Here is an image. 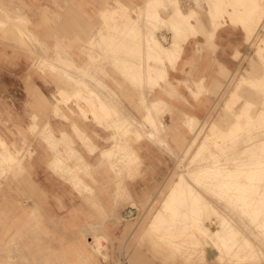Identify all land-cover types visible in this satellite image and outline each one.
<instances>
[{
  "label": "crops",
  "instance_id": "crops-1",
  "mask_svg": "<svg viewBox=\"0 0 264 264\" xmlns=\"http://www.w3.org/2000/svg\"><path fill=\"white\" fill-rule=\"evenodd\" d=\"M120 1L125 5H134L135 8L132 7V9L137 10V6L142 5L145 0ZM176 1L184 13H191V10H193L194 14L196 13L194 0ZM15 2L21 5L20 11L25 16L24 20L26 22L24 24L34 25L33 31L37 29V32H34L36 36L33 42L25 40L21 48L14 41L0 43V107L2 109H13L15 106L29 109L32 101L30 97L32 96H36L38 100L42 98L49 100V96L54 94L58 102L59 93H71L70 95L72 96L79 93L83 98H89L90 93L97 94L100 92L97 95L105 97L103 95L109 94L114 99V102L112 99V102L108 99V102L111 105L113 104V107L110 104L106 105V108L104 107L106 112L112 115L107 121L101 117L104 113H101V107L95 101V97L90 96L96 106V109L94 108L95 111H98L97 113L100 112V118H94L90 107H86L85 102L80 101V108L82 107L88 112L85 119L80 117L78 109L72 103L70 107L77 117L73 118L74 116H70V121H68L69 113H64L66 119L59 117L58 113L55 117H52L50 113L51 117L42 121V123L40 122V125L51 127L54 131L53 138L55 140L59 141L62 135H66L74 143L75 150L83 160V167L77 172V175L87 186L89 185L88 187L91 190L97 189L102 192L100 199L97 201V208H95L93 202L89 201L91 196L84 194L81 189L75 188L71 183L64 180L60 173L58 174L51 169L49 165L52 161L51 152L49 150L43 151L46 146L42 143L43 140L39 139L38 141L41 145L38 149L39 155L34 160L35 164L24 168L26 171L24 172L23 184L33 191L29 190L30 192L27 193L26 189H24V199L27 200L28 210L23 208L18 210V213H8L4 218L0 216V222L6 223V237H8L9 241L16 237L23 238L22 242H17L18 246L22 248L23 262L20 263L17 259L9 264H31L32 261L40 262L39 264H62V254L68 252L67 249H71L72 254H75L84 248V240H87V243L91 245L89 229L94 228L95 225L108 228L110 231H120L121 228L123 231L125 223L116 225L110 217V210L108 209H110V205L115 204L112 201V196L119 188L121 194L122 189L125 192L122 195V199H125L124 205L126 207L131 202L135 205L142 203L171 172L174 166V156L170 154L169 149L173 151L174 145L167 134L162 135L165 139L162 138V140L158 141L156 136L150 138L146 133H140V135L130 134L122 137V132H120L119 136H116L113 129L104 127L111 124L114 120L115 112L119 113L118 115H122V109L119 108V106H122V95H126V98L128 97L124 102V108L134 121H142L145 117V112L140 109L136 95L147 93V89H149L147 82H144L148 72L145 67H155L153 62L144 56L146 55L144 53L145 40L142 42L144 43L142 44L144 50L141 53V55L143 54L141 57L144 56L141 60L144 64L142 65V71L138 69V75L135 70L125 65L129 60L128 56L124 58L123 55H120L109 58L104 55L96 62L97 64L95 63L98 66L102 62H109L105 72L103 74L97 73L96 77H94L96 81L99 79L98 82L95 84V80H90L91 76L95 75L90 73L86 76L87 82L84 77L85 85L81 87L75 85V79L82 77L81 74H78L80 73L78 71L79 68L83 67L86 61L88 63L94 56V51L97 50L92 49L91 45H94L98 31L101 30V34L104 36L102 37L103 41H107V36L111 34H106L103 30L109 29L112 31L111 28L116 29L115 25H104L103 18L100 16L101 13L111 11L115 7L114 0H15ZM160 15L163 19L167 18L161 11ZM191 24L197 25L194 20ZM202 25L207 24L202 22ZM118 26L121 28V25ZM162 36L166 38L168 36L169 38L170 35L163 31ZM100 39L97 38V40ZM232 41L233 38L231 43ZM204 42L205 40L200 35L189 38L174 66L171 67L167 62L164 64L167 80H170L174 86L176 82H181L182 84L181 87H177L178 93L182 94L184 100L181 105L183 121L186 118L195 117L197 121L206 118L208 111L212 107L211 103L218 102L221 93L227 87L226 83H228L229 78L233 77L232 74H234L237 66V60L234 59L232 51L225 54H213L208 52V50L201 52L199 46L204 45ZM136 44L137 41L122 45V40H120L118 46L122 50V46H135ZM149 57L152 58V55ZM36 58H42L54 63L56 65L54 73L48 74L46 71L43 73L33 67V62ZM61 60L63 64L60 65L59 62ZM121 63L123 64L122 66ZM31 67L34 69H31ZM122 67H124V72ZM102 75H104V79L101 81ZM151 75L154 77L153 73ZM51 77L54 78L53 85L49 84V81H42V79L46 80ZM134 77L142 78L139 82L144 85L139 84L138 81H124V78L129 80ZM64 79L70 81V86H66ZM102 82L106 87L101 86L103 85L101 84ZM212 84L215 85L212 86ZM158 86V88H154L155 94L160 93L159 88L164 86L162 91L165 94L170 93V90L163 82L159 81ZM209 86L213 87V90ZM198 92H204L205 94H200L196 99L194 95L196 96ZM162 99L166 105L172 104L171 99L168 97L163 96ZM54 107L59 110L57 105ZM61 107L62 110L66 109L65 106ZM116 108H119L120 111ZM48 109L50 108L48 107ZM114 109L115 112H113ZM30 115L28 118H24L23 126L25 130H27V125L31 126ZM171 120V114L165 113L162 115L160 122L167 127L171 124ZM74 127L78 130L80 138L75 136ZM27 139L29 142L37 140L30 134ZM117 148H123L125 155L129 158L132 155L134 160L129 163L124 160V162L121 161V164L118 158H108L106 156V152L112 149L115 151ZM57 150L62 153V148L58 147ZM90 150H94V152L91 153ZM62 158L66 159L63 156ZM116 164H118L117 167ZM68 165L73 167L71 162H68ZM91 175L99 185L96 186L94 185L95 183L90 182L89 177ZM9 203L11 205L20 204L19 202L17 203L16 197L9 198ZM119 204L122 205L121 200ZM30 211L34 212L30 214ZM90 224L92 225L91 227ZM18 246L13 245V250L16 251V248H18L17 251H19ZM8 252L10 253L12 250L10 249ZM216 256L217 252L215 249L211 247L205 248L204 259L207 264H216ZM25 258L30 263H25ZM13 259L15 260V258ZM66 261L67 264L78 263L73 261L72 258Z\"/></svg>",
  "mask_w": 264,
  "mask_h": 264
},
{
  "label": "rangeland",
  "instance_id": "rangeland-1",
  "mask_svg": "<svg viewBox=\"0 0 264 264\" xmlns=\"http://www.w3.org/2000/svg\"><path fill=\"white\" fill-rule=\"evenodd\" d=\"M248 1H249V3H251L252 0H210V3H208V5H207V3L204 0H194V6L196 8L195 9L196 14L194 16L197 17L196 18L197 19L196 20L197 25H195V30L198 28L196 30V31H198L197 35H200L205 40V42L208 45H210V46H207V44L204 42V45L199 46L200 51L202 52V51L208 50V52H211L213 54H215V53L225 54L227 52L232 51L234 54V59L237 60V66H236V69L234 71L235 74L233 75L232 78H229V80H228L229 84H230V82H231V84L230 85L227 84V87L221 93V95L218 99V102L211 103L212 107L208 111L206 118L204 120L197 121V125L200 126L199 132L201 135L200 134L198 135L200 137H199V139H198V137L196 138V139H198V141L196 140V142L202 143V144H200V146L202 145V148H201L202 153H205L207 155L210 154V155L216 156L218 162L221 161V163H223L226 161L228 167L230 166L229 165L230 163H235L237 161L235 163L236 164V168H235L236 170H238V168L240 169V167H238L239 165H241L239 162L240 161L239 156L244 151L242 141L245 139L246 133L252 132L253 128L251 126H248V125H246V126L243 125L242 132L240 134H238L239 136L242 134V136H240V137L234 136L235 139L232 136L231 137L232 139H229L228 141L231 144L234 141V143H236V144L233 143L234 145H229V147L227 146L225 149L218 147L216 145V143L219 144V142L223 141V139H222L223 137L221 136V134H223L225 132V130H227V127L229 126V124L234 121V118H235L234 115L238 114L240 112V109L245 107L247 104L249 105V107L253 106V107H250L251 110H253L255 108L254 110H256V111L253 110L255 112L254 113L253 111L250 110V113L253 112L252 117H254V115L258 114L257 110L260 111V109L262 110L264 107L263 106L264 105V90H263L264 89V87H263L264 86V80H263L264 74L262 73V72H264V65H261V64H264V58H263L264 54L262 53V54L258 55L255 53L256 52L255 49H257V41L259 38L262 37V35L264 33V29H260L258 31L256 37L253 40L250 37L247 38V36H246L247 30H249V28L251 26H252V28L249 31H251V30L253 31L255 29L256 22H257V20H259V15L261 16L262 7H264V5H262L257 10H255L251 15H249L248 19H247L248 22H247L246 19L243 21L242 18L245 16V13H243V10L247 9L246 7L249 5ZM2 3L4 5V7H3L4 9H6L7 7L9 8L10 6H13V7L18 6L15 8H17L21 14H20V16H16L15 20L12 22H14L16 24L17 23L23 24V22H25L24 18H21V16H23L22 11H20L21 5L17 4L15 2V0H0V4H2ZM245 3H246V5H245ZM196 5L200 8L198 9V7ZM132 7H134V5L133 6L129 5L130 10L132 9ZM170 9H171V7H168L167 9H165L163 11L161 10V13L164 16L165 15L167 16L168 12L172 10V9L171 10ZM237 10H241V12H238ZM0 14H1L0 19L2 20L4 18V20H5V21L2 20V22H4V23H2L0 21V43H4L7 41H12V42L14 41L16 44L20 45V48H21L22 44L24 43L25 40L33 42V39L36 36L34 34V32H37V29H36V31H33L34 25H13V23H12L11 24L12 26H11L10 22L7 21L6 17H5L7 14L5 15V13H3L1 11H0ZM209 14H212V16H210V17L213 19L215 26L213 24H211V21L209 20ZM3 15H5V16L2 18L1 16H3ZM130 15L134 16L132 13H130ZM251 17H253V18H251ZM179 18H180L179 21L181 22L182 17H179ZM179 21H177L176 24H174V25H179L180 24ZM103 22L105 23L104 25H112V23L110 21H103ZM202 22L204 24H207V25H202ZM8 24L10 26H8ZM115 24L119 28L118 25H120V21L118 20ZM113 25H114V23H113ZM243 25H249V26L244 28ZM4 26H5V28H4ZM196 26H198V27L196 28ZM164 27L156 28L154 35H155V39L157 41H159L163 45H166L169 42V38H166L164 36L162 37V33H163V31H165L170 36H171V33H170V31H168V29L166 27L165 28ZM215 27H217V31L214 33L213 36H211L210 34L212 33V31L214 30ZM159 28H160V30H159ZM121 30H122V28H121ZM200 31L202 32V34ZM252 31H251V34H252ZM101 33H102L101 31H98L94 45H91V47L94 48V50L99 48L100 43H101L100 38L104 37L103 34H101ZM104 33L111 34L114 38H116L115 40H117V43L119 45L120 39H118V38H120V37H117L118 35L115 31H113V30L111 31L109 29L108 30L106 29V30H104ZM206 33H207V35H205ZM115 35H117V36H115ZM208 36L211 38H209ZM250 36H252V35H250ZM97 38H99L100 40H97ZM232 38H233V41L231 43ZM122 39H124V37ZM124 40H122V45H124L126 43ZM209 47H211V48L209 49ZM197 48H198V45H197ZM144 53L146 54L145 55L146 59L154 62V59L149 57L151 54L149 55L146 51ZM249 57H251V58L248 59ZM259 58L263 59V60L260 61ZM253 62H254V66H257L258 69L256 67L252 66ZM259 63H261L260 67L258 65ZM249 65L252 66L254 70L256 69V71L251 70L252 68L250 67L251 68L250 69ZM123 68L124 67H122V71L124 72L125 70ZM31 69H34V68L31 67ZM156 69L159 70V67ZM39 70H41L43 73H45V71H46V73L48 72V74L54 73L53 71L51 72L49 70H43V69H39ZM158 70H155V71L158 72ZM259 71H261V73ZM241 75L247 76V83L250 86L249 85L247 86V84H245V85H242L241 88L236 89L235 87H237V85H238L237 82H238ZM259 76H261L263 79H261V77H259ZM231 79H232V81H231ZM249 79H251L252 83L250 82ZM42 81H49L48 83L53 85L54 78L51 77L50 79H46V80L42 79ZM51 81H52V83H51ZM65 81H66V86H68V85L70 86V81H67V80H65ZM124 81H129V80L124 78ZM260 81H261V85L259 83ZM161 82H163L168 87V89L170 90V93L165 94L162 91V90H164V87H165L164 86L163 88H159V90L161 91L160 93H162V94L158 93V94H156V96H158L160 98H163V96H166L169 99H171L172 104H170V103L167 105L165 104V106L163 108H161L160 111H158L157 114H155V116L153 117L155 120V124H156L155 125L156 126V132L153 134L157 137L156 139H158V141L162 140V138L165 139V137L162 136L163 134L169 135L170 140L172 141V143L174 145L173 151H170V149H169L170 154H172L174 156V166H173L171 172L159 184V186L156 188V190H154L152 192V194L148 195L144 199V201H142V203H140L138 205H135L133 202H131L126 207L124 205L125 199H122L123 196L120 193V189L118 188L116 190V193H114V195L112 196V199H113L112 201H114L115 204L110 205V209H108V210H110V217L113 219V221H114V223H116V225H120V223L121 224L125 223V226L123 227V231H122V228L120 229V231L115 232V231H110L108 228L99 227L98 225H95V227L92 228L93 232L90 233L92 230L89 232L90 238H92V239L95 238L96 236L100 235V234L104 235L108 239H110L109 240V242L111 244L110 250L105 255H101V256L97 255V254H95L94 251H92L93 248L89 243H87V240H84L85 246L82 250H80V252L72 254V252L70 251L71 249H67L68 252L62 254V258H63L62 264H67L66 260L70 259V258H72L73 261H76L79 264L82 263L83 258H88L89 264H207L205 259H204V250L206 247H211L212 249L216 250V252H217V256L215 259L216 264H220L221 262H223L224 259H225L224 261H226V264H232L231 262H233V263L237 262L238 264H260V263H258V261L261 262V259L264 258V256H263L264 248H262V247H264V241L262 242L261 241L262 239L259 237H256V239L254 237L253 239L257 244H258V242H257L258 240H259V243L261 242V245L263 244V246L258 244L259 247H255L257 245L252 240V237H253V235H252L253 231L252 230L255 228V226L252 229L251 227H253V226L250 227L249 222L254 220V214H253V218L250 217L251 220L248 216H247V218H245L246 220L244 219L245 220L244 223L248 224V225H245L243 223L244 226H246L247 230L249 229V231L251 232L250 234L252 236L249 234V231H244L246 229L244 226H243L244 227L243 231L245 233L247 232L246 235L244 234V236L247 237L248 234H249L248 235L249 237L251 236V241H253L252 244L253 243L255 244V245L253 244V246L255 247V250H257V248H258L257 251H259L262 248L261 251H259V253L262 252L260 254L263 257L260 254H257L258 255L257 258H259V255L261 256L260 259L255 258L256 253H258V252H256L252 247H249L250 251L249 250L246 251V252H248V254L243 255L242 261H240V260L237 261L238 259L236 258V256L234 257V255H232V254L231 255L234 258H232V256H231V258L234 260H232L230 258V256H228L229 259L227 257L228 260L225 258V256H224L223 260H221L222 259L221 256L219 257V255H218V254H220V252H219V249H217L218 248L217 243H214L208 236L196 232L193 229V227H190V226L188 229L183 231L181 228H177L176 224L175 225L160 224L158 227L159 228L158 231L157 232L155 231V233H154V230H152L151 227H149L150 226L149 223H150L152 217L156 214L157 211L160 210L161 203H162L165 195L167 194L169 187L177 179L179 173H183L184 182H186L185 180H187L186 183H188V184L194 183L193 185H191L192 188L198 187V189H199V186H200L201 189H199V190L197 189V190L199 192V196L203 195L202 199H204L205 197L208 198V201H209V205L207 204L208 207H207V205H202L207 201L204 199V201H205L204 202L202 199H200L201 197H199V199L201 201H203V203L201 204L197 201V203H198L197 205L198 206L202 205L199 207V208H201V209H199V211H202V212H198V214L200 213L199 214L200 217L198 216L199 219H203L201 216V215H203L204 219L206 218L209 220V221L206 219L204 221L200 220V221H202V223H204L205 227H208L207 229L209 231L217 229L218 222H217L216 218H213L214 216L213 217L209 216V218H208L207 217L208 214L210 213L211 215H213V212H215V214L216 213L218 214V211H219L218 208H221L220 206H223V204L228 203L231 200V198L228 197L229 194L219 196V193L221 190L216 189V187L218 184H221V182L220 181H213V176H217V174H219L218 171L221 169L211 172L210 175H212V176H211V178H209L210 181H209V179H207V181H205L203 179V182L205 181L204 183H202V181H201L202 179H199V181H201V182L197 181L198 183H196L195 181H193L191 183V179L189 180L187 178L186 174H187V170L190 171L189 168H190V161H191V154H192V152L190 150L193 149V148L192 149L189 148V145L191 146V143H193V142L195 143V140H193L194 136L192 134V131L189 130L188 125H187V121H188L187 119L188 118H186L185 121H183L181 105L184 102V100H183L182 94L178 93V87H181L182 84H181V82H176L175 86H174L171 82H170V84H166L164 81H161ZM250 83L253 84L252 85L253 87H256L255 84L256 85L259 84V85H257L256 89L254 88L256 90V92ZM139 84L142 85L143 83L139 82ZM262 84H263V86H262ZM172 85H173V87H172ZM260 86H262V87H260ZM247 87H248V90H246ZM156 88H158V87H156ZM257 88L259 90H257ZM234 89H236L237 92L239 91L240 93L235 92L236 90H234ZM260 90H263V91H261V94H260ZM233 93H234V95H233ZM248 93H251L252 95H249ZM253 93H255V95L257 94L258 97L257 96L255 98L250 97V96H254ZM145 94L140 93V94L136 95L137 98L141 100V101L138 100V104H139L140 109L144 112H146V111H145V104L143 102L142 97ZM200 94L204 95L205 93L204 92H200V93L198 92V94L196 96L194 95V98L198 97ZM214 94H215V92H214ZM262 94H263V96H262ZM79 95H81V94H79ZM236 95L241 97V98L238 99V101H237V99H234V101H235L234 102L233 98L234 97L237 98ZM244 95H245V97H244ZM58 96H59V102L56 101L57 99H56L54 94L49 96V98H50L49 100H46L44 98H42L41 100H38V99H36V96H32V97H30V98H32V101H31V106L29 109L23 108V107L18 108L17 106H15L13 109H6V108L2 109L0 107V138L2 140H4L6 143H8L9 149L11 151H14V153L16 152L17 157L20 160V163H18V165L15 168L7 169V171H5V173L0 171V183L2 184L1 188H0V216L2 218H4L8 213H11V214L18 213V210H22L23 208H26L28 210V205L26 203L27 200L24 199V189H26L27 193H29L30 192L29 190H31V189L23 184L24 172L26 171L25 169H23V167L25 168L26 166H30V165L35 164L34 160H36V158L39 155L38 149H39V146L41 145V143L38 140L39 139L43 140L42 143L46 146L43 149V151L49 150L51 152L52 161H54L55 158L57 159V161H60V159H61V157L58 155L59 153H57L53 149L55 147V145L57 144L55 138H52V140L50 142L46 139L49 137H45V135H47V136L51 135V137L52 136L54 137V131L48 125H40L42 123V121L47 120V118L51 117L50 113L52 114V117H55L56 114H55V110H54L55 107L54 106L57 105L59 107V110L57 109V113H58L59 117H61L63 119H66L64 117V113H67V114L69 113L68 121H70V116H74L73 118L77 117V115H75L73 109H71V107H70V104H72V103L78 109V113H79L80 117L85 119L86 116L88 115V112L85 109H83L82 107L80 108V106H79V103L81 101L79 99L81 97L75 98V97H72L70 94H61V93H59ZM156 96H150V99H155ZM261 96H262V98H261L262 100L260 99ZM105 97L106 98L108 97L107 99H110V98L112 99V95H107ZM146 97H148V96H146ZM127 99H128V97L126 98V95H122V109H123L122 113L125 114L126 116L130 115L125 110V108L123 106L124 102ZM229 100H230V102H228ZM250 102H253V103H250ZM255 102H257V103H255ZM224 103H226V104H224ZM254 103H255V107H254ZM140 104H142V106ZM223 104H224V106H223ZM61 106H65L66 109L62 110ZM85 106L87 107L88 105L85 104ZM26 107H27V105H26ZM48 107L50 109H48ZM81 109L86 111V114L81 112ZM208 109H209V107H208ZM219 112L222 114L220 115ZM224 112H226V113L224 114ZM105 113L107 114L106 111H105ZM165 113H170L171 118H172L171 124L167 127L162 125V123L160 124V119H161L162 115ZM29 114H31L30 115L31 126L27 125V130H25L24 126H23V122H24V118L29 117ZM222 115H223V117H222ZM228 115H229V119H228ZM99 116H100V114H99ZM223 118H224V120H223ZM230 118H232V119H230ZM218 120H221V121L218 122ZM207 123H209V125ZM212 124H214V125H212ZM139 125L143 126V128H140L143 133L148 131L149 129H150V131L152 130V128L149 127L148 125L146 127L144 126L143 119H142V121H140ZM211 125H212V127H210ZM220 125L221 126L226 125V126L220 127ZM204 126H206V127H204ZM104 127L106 129L111 128L113 130H115L117 128L114 120L111 122V124L106 125ZM42 128H44V131L46 133L44 131L41 132ZM128 128H129L128 132L120 131V132H122V137H126L130 134H134V135L137 134L135 125L128 126ZM211 128H213V131ZM120 132H117L116 135L119 136ZM216 133L218 134V136ZM29 134L34 136L37 140L34 142H29L27 139ZM124 134H125V136H124ZM77 135H79V134H77ZM204 136H205V138H204ZM184 137L186 139L185 142H184ZM261 137L262 136L259 134V135H257V137L252 138V139H248V140L245 139V141H248L249 144L256 143L257 141H259V139H261ZM68 142H69V140H66V144ZM213 142H215V143H213ZM158 143L163 144L162 142H158ZM84 146H86V145L84 144ZM203 147H205V149ZM253 147L255 150V148H257V145L256 146L253 145ZM187 148H188L189 152L187 151ZM217 148H219V149H217ZM220 149H221V151H219ZM222 149L224 150V152ZM241 149H242V151H241ZM70 150L72 152L73 162H75V158H77L75 156L77 151L75 150L74 145L72 146V148ZM112 150L114 151V149H112ZM92 151L94 152V150H92ZM226 151H227L228 155L230 153H233V155L230 156L231 159L234 158V159H232V161H229V157L226 156L227 155ZM114 152H115V154L112 157L118 158L120 162L121 161L124 162V160H126V161L128 160L131 162L134 160V158L132 156L129 158L125 155V151L123 150V148L122 149L117 148ZM223 153H225V154H223ZM193 154H195V153H193ZM187 156H189V157H187ZM107 157L109 158L110 156L107 155ZM51 162H50V164H51ZM122 162H121V164H122ZM183 162L187 163L186 166H184L185 163L183 165ZM55 164H57V163H55ZM54 168H55L56 173H58V172L60 173V171H63V165H61L60 163H58ZM178 168L180 169V171H182V169H184V170L182 172H179ZM202 169L198 168L193 173L199 175V177H202V176H204ZM184 171H185V173H184ZM213 173H216V174H213ZM229 173H231V175H233V176H238V178H240V179H242L241 176L243 177L242 173L239 174V173L235 172L236 173L235 174L234 171H230ZM60 175H61V173H60ZM174 175H176V176H174ZM89 178H90L91 183H93V184L95 183L94 185H96V186L99 185V183L96 181V179L94 180V177H92V175ZM206 182H209V188L212 190L207 189L208 183H206ZM216 183H218V184H216ZM71 184L75 187L73 182ZM205 184H206V186H203ZM211 185L215 187V193L213 191L214 187H212ZM229 185H230V189H229L230 192L232 191V189L233 190L236 189V187H234V186H236V185H234V182H230ZM77 186L79 187L78 189H81V190L85 189L86 190V194L91 196L89 198V201L93 202L95 207H96L97 201L100 199L102 192L97 190V189L91 190L87 185H85V186L84 185H77ZM182 187H183V184L180 187V189H178L180 192H182L184 190V187H183V189H182ZM75 188H77V187H75ZM203 188H204V190H203ZM200 190L203 191L202 194H201ZM249 190H251V189H249ZM122 191H123V189H122ZM204 191L206 193H204ZM31 192H33V191L31 190ZM209 192H211V194L214 196H212ZM249 193L251 194V191ZM249 193H248L249 197H247L246 199H248V201H252L253 200V199H251L252 195H249ZM204 194L207 196H205ZM209 196L212 199L211 198L209 199ZM13 197H16L17 203L18 202L20 203L19 205H11L9 203V198H13ZM213 197H215V199ZM186 198H189V197L185 194V201L184 202L187 201ZM213 199L214 200L219 199V202H217V201H215L217 203H215L214 201L212 202L211 200H213ZM120 200L122 201V205L119 204ZM248 201L246 200V202H245L246 206L248 207L249 205H251V207H252L253 202L247 203ZM180 202L184 204V202L182 200ZM187 202H189V201H187ZM212 203L217 204L216 205L217 206L216 211H213V210L209 211L212 208L213 209L216 208V206H214V204H213L214 207L211 206ZM247 204H249V205H247ZM218 205H220V206L218 207ZM173 206H175V205H173ZM130 207L135 208L134 209V215L132 217L126 218L124 215H125L126 211L128 210V208H130ZM204 207H206L205 208L206 211L209 209L208 212L205 211ZM236 207H237V205H236ZM171 208H173V207L171 206ZM33 212L34 211H30V214ZM219 213H220V211H219ZM236 214L237 215H235L234 217L238 216V213H236ZM147 219H148V221H147ZM234 219H237V218H234ZM5 225H6L5 222H0V264H9V263L16 261L17 259H18V262L21 263V262H23L24 255L21 252L22 248H20L18 246L17 242L18 241L22 242L23 238L22 237H16L15 239H11L9 241V239H7V237H6L7 233H6ZM240 225H241L240 223H237L236 229H238V228L240 229V227H241ZM251 225H253V224L251 223ZM250 228H251V230H250ZM189 229L191 232H189ZM161 230H162V232H161ZM206 232L208 233V231H206ZM253 234H254V232H253ZM126 235H127V237H126ZM257 238H259V239H257ZM154 239H155V241H154ZM187 239H190V240H187ZM157 241L160 242L159 243V244H161L160 247H159V244ZM186 241L188 243L190 241L193 244L192 247L190 246V249H189L188 245L189 244L191 245V243L185 244L186 247H184L185 245H183V244H184V242L186 243ZM163 243L165 244V246L163 245ZM13 245L18 246L19 251H17L18 248H16V251L13 250L14 249ZM117 248H118V250H117ZM173 248H175V249H173ZM184 248H185V250H182ZM187 248L189 249V251ZM10 249L12 250V252L9 253L8 251ZM163 249H166L165 250L166 252L163 251ZM251 249H253V252L254 251L256 252V253L254 252L255 253L254 257H253L254 253L252 254ZM118 254H119V256H118ZM250 254L252 256H250ZM37 255H39V254H37ZM37 255H35V256H37ZM245 255H247V256H245ZM28 256H30V255H28ZM13 258H15V260ZM262 260H264V259H262ZM25 263H30V262H29V260H27L25 258ZM39 263L36 261L31 262V264H39ZM60 263H61V261H60ZM223 264H225V263H223Z\"/></svg>",
  "mask_w": 264,
  "mask_h": 264
},
{
  "label": "bare ground",
  "instance_id": "bare-ground-1",
  "mask_svg": "<svg viewBox=\"0 0 264 264\" xmlns=\"http://www.w3.org/2000/svg\"><path fill=\"white\" fill-rule=\"evenodd\" d=\"M207 5L208 3H210V0H204ZM115 2V7L111 10V11H106V12H103L101 13V18H103V21H110L113 25H115V28L116 29H113L111 28L113 31H115L117 33V37H120L118 39H122L124 37V40L126 43H131V42H134V41H137V44L135 46H123L122 47V50L120 47H118V43H117V40H115L116 38H114L113 36L109 35L107 36V41H103V38L101 39V43H100V46L99 48L94 51V56L88 60H90L88 63L86 61V64L83 65V67L79 68V72L78 74H81V78H77L75 79V85L77 87H81L82 85H85V82H84V77L86 78V76H88L90 73L91 75L92 74H95L94 76L90 75L91 78L90 80H95L96 78V75L97 73H102L105 72L107 66L109 65V62L105 63V62H102L100 65H96L97 61L99 59H101L102 57L105 56H108L109 58L110 57H116V56H124V58H126L128 56L129 60L128 62L125 64L128 68H132L133 70L136 71L137 75L139 74L138 73V69H143L142 65L144 63H142V59L143 57H141V53L143 52V46L142 43L143 40H145V43H146V46H145V50L144 52L146 51L149 55L151 54L152 55V58L154 59V62L153 64L155 65L154 68H150V67H145L147 68L148 72H147V76H146V81L148 82L147 85H149V89L148 92L143 95V102L145 104V117L143 118V123H144V126L146 127L147 125L149 127L152 128V130L150 131V129L144 133H146V135H148V137H153L155 136L153 133L156 132V124H155V120H154V116L155 114H157L158 111H160L161 108H163L165 106V102L163 101L162 98L156 96V94L154 93V88L155 87H159L158 86V82L160 81H164L166 84H169L170 83V80L168 81L167 80V72H166V68H165V62H167L171 67L174 66L175 62L179 59V57L181 56L182 52H183V48H184V45L185 43L188 41L189 38L191 37H195L197 35V32L196 31L198 28V26H196V30H195V25H191V22L194 20V22L197 20L194 15V12L193 10H191L192 12L191 13H184L178 2L176 0H145L143 2L142 5L140 6H137V10L135 9H129V5H125L123 4V2H121L120 0H114ZM200 3V2H199ZM249 3V1H248ZM198 4V3H197ZM214 5V4H213ZM246 5V3H245ZM262 5H264V0H252L251 3H249V5L246 7L247 9L243 10V13H245V16L242 18L243 21L246 19H248V16L251 15L255 10H257L259 7H261ZM6 6V5H5ZM197 6V5H196ZM4 5L3 3L0 4V11L5 13V15L1 16L2 18L5 16L6 17V20L10 22V25L13 23V25H25L24 22L23 24H16L12 21L15 20V17L16 16H20V12L18 11L17 8L13 7V6H10L9 8L7 7L6 9L3 8ZM168 7H171V12L169 13L168 16H166L167 18L163 19L160 15V11L162 10H165L167 9ZM198 7V6H197ZM256 7V8H255ZM200 7H198L199 9ZM202 10V9H201ZM168 11V10H167ZM190 11V10H189ZM238 12H241V10H237ZM130 13H132L134 15V17H132L130 15ZM167 13V12H166ZM232 14V13H231ZM1 15V14H0ZM212 16V14H209V20L211 21V24H215L213 19L210 17ZM25 16H21V18H24ZM179 17H182L181 18V22L179 21L180 18ZM18 18V17H17ZM253 18V17H251ZM4 20V18L2 19ZM2 20L0 19V21L2 22ZM11 20V21H10ZM18 20V19H17ZM120 21V25H121V28L117 27V25L115 24L117 21ZM5 21V20H4ZM179 21L180 24L179 25H174L176 24V22ZM178 22V23H179ZM248 22V21H247ZM251 22V21H250ZM4 23V22H2ZM26 23V22H25ZM264 7H262V12H261V16L259 15V20H257L256 22V25H255V29L252 31V34H251V31H249L252 26L249 28V30H247L246 32V36L247 38L250 37L252 40L256 37L258 31L260 29H264ZM4 25V24H3ZM8 24V26H10ZM6 26V25H5ZM4 26V28H5ZM12 26V25H11ZM166 27L168 29V31H170L171 33V36H169L170 40L169 42L166 44V45H163L161 44L159 41H157L155 39V29L158 28V27ZM215 26V25H214ZM244 28L248 27L249 25H243ZM254 26V25H253ZM14 27V26H13ZM23 27V26H22ZM164 27V28H165ZM8 28V27H7ZM9 29V28H8ZM24 29V28H23ZM163 29V28H162ZM200 29V28H199ZM18 30V29H17ZM26 30V29H25ZM160 30V28H159ZM8 31V30H7ZM101 31V30H100ZM104 31V30H103ZM206 31V30H205ZM217 31V27L214 28V30L212 31V33L210 34L211 36L214 35V33ZM201 32V31H200ZM93 33V32H92ZM95 33V31H94ZM167 34V33H166ZM202 34V32H201ZM14 35V34H13ZM157 35V34H156ZM207 35V33L205 34ZM252 35V36H250ZM23 36V35H22ZM165 36V35H164ZM93 37V36H92ZM161 37V36H160ZM163 37V36H162ZM209 37V36H208ZM168 38V36H167ZM211 38V37H209ZM208 38V39H209ZM25 40V39H24ZM167 41V40H166ZM209 41V40H208ZM165 42V41H164ZM206 43V42H205ZM212 43V42H211ZM207 44V43H206ZM207 46H210L207 44ZM90 47V46H89ZM95 47V46H94ZM16 48V47H15ZM83 48V47H82ZM87 48V47H86ZM211 47H209L210 49ZM93 49V48H92ZM57 50V49H56ZM90 50V49H89ZM256 50V54L260 55V54H264V33L262 35L261 38L258 39L257 41V49ZM58 51V50H57ZM84 51V49H83ZM93 51V50H92ZM45 52V51H44ZM90 52V51H89ZM236 52V51H235ZM236 54V53H235ZM254 54V53H253ZM88 55V54H87ZM150 55V56H151ZM233 55V54H232ZM88 57V56H87ZM259 57V56H258ZM61 58V57H59ZM251 57H249L248 59H250ZM264 58V57H263ZM50 59V58H49ZM113 59V58H112ZM116 59H119V58H116ZM257 59V58H256ZM260 59V58H259ZM258 60V59H257ZM263 60V59H260V61ZM68 61V60H67ZM72 61V60H70ZM69 61V62H70ZM104 61V60H103ZM112 61V60H111ZM114 61V60H113ZM120 61V60H119ZM54 62V61H53ZM75 63V62H74ZM96 63V64H95ZM113 63V62H111ZM115 63V62H114ZM250 63V62H249ZM59 64H63V61L61 60L59 62ZM72 64V62H71ZM147 65H149L148 63H146ZM259 63V67L261 65H264V64H261ZM123 64L121 63V66ZM65 66V65H64ZM69 66V65H68ZM139 66V67H138ZM146 66V65H144ZM151 66V65H150ZM159 67V70L156 69ZM253 67H256L257 66H254V62H253ZM249 65V68L251 70H254L253 67ZM33 67L37 68V69H43V70H50V71H54L56 70V65L50 61H47L45 59H42V58H36L35 61L33 62ZM67 67V66H66ZM263 67V66H262ZM261 67V68H262ZM77 68V67H76ZM70 69V68H69ZM258 69V68H257ZM155 70H158L155 71ZM119 71V70H118ZM128 71V70H127ZM130 71V70H129ZM142 71V70H141ZM256 71V69L254 70ZM258 71V70H257ZM75 72V71H73ZM261 73V71H259ZM154 74V77H152L151 74ZM258 73V72H257ZM264 74V72H262ZM126 74V73H125ZM131 74V73H130ZM129 74V75H130ZM235 74V73H234ZM232 74V75H234ZM248 74V73H247ZM134 75V74H133ZM102 79H100L101 81L104 79V75H102ZM250 76V75H249ZM253 76V75H252ZM264 76V75H263ZM13 77V76H12ZM79 77V76H78ZM107 77V76H106ZM110 77V76H108ZM258 77V76H257ZM261 77V76H259ZM61 78V77H60ZM129 78V76H128ZM144 78V77H143ZM170 78V77H169ZM142 78H139V77H134V78H131L129 79V81L131 82H139ZM175 79V78H174ZM252 79V78H251ZM251 79L250 82H251ZM260 79V78H259ZM258 79V80H259ZM261 79H263L261 77ZM99 80V79H98ZM98 80L96 82H98ZM178 80V79H177ZM256 80V79H255ZM264 80V79H263ZM74 81V80H73ZM89 81V80H88ZM94 81V82H95ZM144 81V79H143ZM144 81V82H146ZM179 81V80H178ZM181 81V80H180ZM232 81V79H231ZM17 82V81H16ZM86 82H87V78H86ZM91 82V81H90ZM93 82V83H94ZM95 82V84H96ZM116 82V80H115ZM257 82V81H256ZM92 83V84H93ZM100 83V81H99ZM215 83V82H214ZM252 83V82H251ZM250 83V84H251ZM254 83V82H253ZM260 85H261V81L259 82ZM263 83V82H262ZM88 84V83H87ZM103 84V82L101 83ZM226 84H229V81L228 83ZM231 84V82H230ZM229 84V85H230ZM237 87H235L236 89H239L241 88L242 85H245L247 84V86L249 85L247 83V76L246 75H241L238 82H237ZM94 85V84H93ZM100 85V84H99ZM97 85V86H99ZM144 85V84H143ZM146 85V84H145ZM174 85V84H173ZM215 85V84H212V86ZM253 84H251L252 86ZM259 85V84H257ZM257 85L255 84V86L257 87ZM103 87H106L105 84L101 85ZM224 86V85H223ZM250 86V85H249ZM263 86V84H262ZM260 86V87H262ZM86 87V86H85ZM90 87V86H88ZM211 87V86H209ZM217 87V86H216ZM245 87V86H244ZM253 87V86H252ZM256 87H253V89ZM264 87V86H263ZM61 88V87H60ZM95 88V87H94ZM93 88V89H94ZM97 88V87H96ZM146 88V87H145ZM213 87H211L210 89H212ZM219 88V87H217ZM65 89V88H64ZM74 89V88H73ZM86 89V88H85ZM103 89V88H102ZM106 89V88H105ZM234 89V90H236ZM254 89V90H255ZM63 90V89H62ZM95 90V89H94ZM111 90V89H110ZM209 90V89H208ZM213 90V89H212ZM233 90V91H234ZM248 90V87L247 89ZM252 90V89H251ZM253 90V91H254ZM257 90H259L257 88ZM264 90V89H263ZM263 90H260V94H261V91ZM66 91V89H65ZM88 91V90H87ZM91 91V90H90ZM96 91V90H95ZM100 91V90H99ZM102 91V90H101ZM113 91V90H112ZM245 91V90H244ZM69 92V90H68ZM79 92V91H78ZM109 92V91H108ZM237 92V90L235 91ZM247 92V91H246ZM256 92V90H255ZM100 93V92H99ZM97 93V94H99ZM105 94V92H103ZM110 93V92H109ZM237 93H240L239 91ZM263 93V92H262ZM71 94V93H70ZM97 94H93V93H90L89 94V98H83L81 95L78 94H75V95H71L72 97H75V98H80L79 100L85 102V104H87L90 109H91V114L94 118L96 117H99V113H97L95 111V105L92 101V98H90V96H94L95 97V101L97 103H99L100 107H101V113H104L103 115H101V117L107 121L109 119L110 116L112 115H109V113H105V109L104 107L106 108L108 106V104H110L108 102V97H101ZM231 94V93H230ZM249 95H252L251 93H248ZM254 96H250V97H256L257 94L255 95V93H253ZM101 95V94H100ZM109 95V94H108ZM219 95V93H218ZM234 95V93H233ZM240 95V94H239ZM104 96V95H103ZM107 96V95H105ZM148 96V97H146ZM150 96H156L155 99H150ZM241 96V95H240ZM263 96V94H262ZM262 96L260 97V99L262 98ZM237 98H233V101L234 99H240L241 97L237 96ZM245 97V95H244ZM258 97V96H257ZM67 98V97H66ZM119 98V97H118ZM111 100V98H110ZM113 102H114V99H112ZM112 100L110 102H112ZM140 100V99H138ZM251 100V99H250ZM249 100V101H250ZM262 100V99H261ZM120 101V100H118ZM141 101V100H140ZM232 101V102H233ZM59 102V101H58ZM220 102V101H219ZM230 102V100L228 101ZM235 102V101H234ZM261 102V101H260ZM119 103V102H118ZM142 103V102H141ZM246 103V102H245ZM248 103V102H247ZM250 103H253V102H250ZM257 103V102H255ZM255 103H254V107H255ZM122 104V103H121ZM226 104V103H224ZM223 104V106H224ZM107 105V106H106ZM111 105V104H110ZM109 105V106H110ZM113 105V104H112ZM111 105V106H112ZM142 106V104H140ZM246 105V104H245ZM253 105V104H252ZM263 105V104H262ZM110 106V107H111ZM115 106V105H114ZM124 106V105H123ZM260 106V105H259ZM258 106V107H259ZM264 106V105H263ZM113 107V106H112ZM111 107V108H112ZM118 107V106H117ZM122 106H119L120 109ZM227 107V106H226ZM250 107H253V106H250ZM249 107V105L247 104L245 107H243L242 109H240V112L236 115H234V121L232 123L229 124V126L227 127V130H225V132L223 134H221V136L223 137V141L222 142H219L216 143V145L218 147H221L223 149H225L227 146L229 147V145H234L236 143H233L231 144L228 140L229 139H232L231 137L233 136H239L238 134H240L242 132V129H243V125H248V126H251L253 128V131L252 132H247L246 133V137L245 139L248 140V139H252V138H255L257 137V135H261V139H259V141H257L256 143H251L249 144L248 141H245V139L242 141V145H243V152L242 154L239 156V159H240V164L238 167H240V169L238 168V170H236V162L235 163H230L229 167L227 166V163L226 161L221 163L218 162L217 160V157L214 156V155H210V154H205V153H202L201 151V148H202V145L200 146V144L202 143H199V142H196V140L198 141L199 137L198 136L200 134L199 130H200V126L197 125V120L196 118H188L187 120V125H188V128L190 131H192V134H193V140H195V143H191V146L189 145V148H193L192 150H190L193 153L195 154H191V161H190V171L187 170V178L190 180L191 179V183L193 181H195L196 183H198L197 181H199V179H202V183H204L205 181H207V179L211 178L212 175L211 172L213 171H216V170H219V174H217V176H213V181H220L221 184H218L216 189H219L221 190L220 193H219V196L221 195H228V197L231 198V200L228 202V203H225L223 204V206H220L218 205V207L220 206L221 208H218L219 211H218V214L215 212H213V215H210L208 214V218L209 216L213 217V218H216L217 219V222H218V227L217 229L215 230H211L209 231L207 228L208 227H205L204 226V223H202V221L200 220H205L203 215L202 218L203 219H199V214L198 212H202V211H199V208L200 206L202 205H209V201H208V198L205 197L204 199L207 201L205 202L204 199H202V196H199V192L198 190L201 189L200 186H199V189L198 187L196 188H192L191 185L193 184H188L186 183L187 180H185L186 182H184V176H183V173H179L177 179L174 181V183L169 187V190L167 192V194L165 195L162 203H161V208L159 211L156 212V214L152 217L151 221H150V226L152 230H154V233L155 231L157 232L158 231V227L160 224H167V225H175L176 224V227L177 228H181L183 231H185L186 229L190 227H193V229L198 232V233H201L203 235H206L208 236L214 243H217V246L219 249V252L220 254L219 257L221 256V260H223L224 256L225 258L227 259L228 256H231L234 255V257L236 256V258L238 259L237 261H242L243 259V255L244 254H248V252H246L247 250H249V247H252L254 250H255V247H259L258 244L261 245V242L259 243V240L257 241L258 244L254 241V237L256 239V237H259L261 238L262 242L264 241V107L263 109L260 111L257 110L258 114L257 115H254L253 116V112L256 111L254 110H251V108ZM95 108V109H94ZM111 108H109L111 110ZM118 108V109H119ZM144 108V107H143ZM117 109V108H116ZM117 109V110H118ZM119 109V111H120ZM225 109V108H224ZM230 109V108H229ZM55 110V114L57 115V108L54 109ZM128 110V109H127ZM215 110V109H214ZM250 110L253 111L250 113ZM100 111V110H99ZM103 111V112H102ZM108 111V110H107ZM117 111V112H119ZM123 111V109L121 110ZM81 112L85 113L86 114V111H84L83 109H81ZM113 112H115V109L113 110ZM227 112V111H226ZM224 112V114L226 113ZM229 112V111H228ZM112 113V112H111ZM116 113V112H115ZM114 113V122L116 123V126L117 128L114 130L115 133L117 132H120V131H126L128 132L129 131V128L128 126H133L135 125L136 126V131H137V134L135 135H140V133H143L142 130L140 128H143V126H140V121L136 122L134 121L130 115H125L123 113H121L122 115H118L119 113ZM220 113V112H219ZM255 113V112H254ZM222 113H220L221 115ZM252 114V115H251ZM86 116V115H85ZM159 117V116H158ZM212 117V116H211ZM223 117V115H222ZM100 118V117H99ZM111 118V117H110ZM204 118V116H203ZM227 118V117H226ZM225 118V119H226ZM89 119V118H88ZM163 119V118H162ZM220 119V118H219ZM228 119H229V115H228ZM232 119V118H230ZM35 120V119H34ZM102 120V119H101ZM111 120V119H110ZM224 120V118H223ZM185 121V120H184ZM221 121V120H218V122ZM210 122V121H209ZM226 122V121H225ZM224 122V123H225ZM214 123V122H213ZM217 123V122H216ZM114 124V123H113ZM142 124V123H141ZM161 124V122H160ZM166 124V123H165ZM209 125V123H207ZM226 124V123H225ZM163 125V124H162ZM214 125V124H212ZM212 125L210 127H212ZM227 125V124H226ZM225 125V126H226ZM35 126V125H34ZM217 126V125H216ZM224 126V125H222ZM220 125V127H222ZM224 126V127H225ZM46 127V126H45ZM206 127V126H204ZM214 127V126H213ZM160 128V127H159ZM37 129V128H36ZM124 129V130H123ZM145 129V128H144ZM204 129V128H203ZM209 129V128H208ZM212 131H213V128H211ZM220 129V128H219ZM218 129V130H219ZM74 130V134L75 136H77L78 138H80L79 135V132L78 130L76 129V127L73 128ZM132 130V129H131ZM44 131V128H42L41 132ZM133 131V130H132ZM162 131V130H161ZM189 131V132H190ZM45 132V131H44ZM135 132V131H134ZM210 132V131H209ZM220 132V131H219ZM46 133V132H45ZM191 133V132H190ZM202 133V132H201ZM214 133V132H213ZM221 133V132H220ZM215 134V133H214ZM217 134V133H216ZM201 135V134H200ZM117 136V135H116ZM125 136V134H124ZM145 136V134H144ZM164 136V135H163ZM212 136V135H211ZM218 136V134H217ZM242 136V134L240 135ZM239 136V137H240ZM45 137H49V138H46L48 141L51 142L53 136L51 137V135L47 136L45 135ZM44 137V138H45ZM147 137V136H146ZM198 137V139H196ZM203 137V136H202ZM155 138V137H154ZM205 138V136H204ZM217 138V137H216ZM149 139V138H148ZM218 139V138H217ZM220 139V138H219ZM235 139V138H234ZM239 139V138H238ZM242 139V138H241ZM66 140H69L68 137H66V135H62L61 136V139L58 141L56 140L57 144L55 145V147L53 148L57 153H59L58 155L61 157L60 161H57V159L55 158L54 161L51 162L50 164V167L55 171V166L60 163L61 165H63V171H60L61 173V176L64 180L68 181L69 183H72L75 185V187H77V189L79 188L77 185H86L80 178L79 176L77 175V172L80 171L83 167V160L81 159L80 155L78 154V152L76 153V157L75 158V162H73V156H72V152H71V148L72 146L74 145V143L69 140V142L66 144ZM151 140V139H150ZM190 140V139H189ZM153 141V140H152ZM157 141V140H156ZM220 141V140H219ZM228 141V142H227ZM231 141V140H230ZM245 141V142H244ZM232 142V141H231ZM236 142V141H235ZM241 142V141H240ZM155 143V142H154ZM215 143V142H213ZM187 144V143H186ZM213 145V144H212ZM254 146L257 145V148H255L254 150ZM205 146V145H204ZM31 147V146H30ZM62 148V153L60 151L57 150V148ZM186 147V146H185ZM253 147V148H252ZM0 171L1 172H4L7 171V169H12V168H15L18 163H20V160L18 159L17 157V154L16 152L14 153V151H11L9 149V145L8 143H6L4 140H2L0 138ZM205 149V147H203ZM216 148V147H215ZM219 149V148H217ZM222 149V150H223ZM203 150V149H202ZM231 150V149H230ZM187 151H188V148H187ZM221 151V149L219 150ZM242 151V149H241ZM91 153H93L92 150H90ZM189 152V151H188ZM224 152V150H223ZM183 153V152H182ZM115 154V152L113 150H110L108 152H106V156H110L112 157L113 155ZM225 154V153H223ZM226 154H227V151H226ZM74 155V154H73ZM233 153H230L229 155L227 154L226 156L229 157V161H232V159L234 158H230V156H232ZM58 156V157H59ZM65 157L66 159L62 158ZM132 156V155H131ZM218 156V155H217ZM224 156V155H223ZM189 157V156H187ZM188 159V158H187ZM190 159V158H189ZM238 159V160H239ZM106 160V159H105ZM109 160V159H108ZM186 160V159H185ZM184 160V161H185ZM182 161V160H181ZM68 162H71L73 164V167L72 166H69L68 165ZM127 162L129 163L130 161L127 160ZM234 162V161H233ZM57 163V164H55ZM114 163V162H113ZM112 163V164H113ZM182 163V162H181ZM185 162H183V165H184ZM99 164V163H98ZM97 164V165H98ZM187 163H185L184 166H186ZM118 164H116V167H117ZM181 165V164H180ZM182 165V166H183ZM22 166V165H21ZM25 166V165H24ZM28 167V166H27ZM177 167V166H176ZM42 168H43V165H42ZM41 168V169H42ZM45 168V167H44ZM95 168V167H94ZM198 168H203V173H204V176L202 177H199V175L197 174H194L193 172L196 171V169ZM22 169V168H21ZM20 169V170H21ZM24 169V167H23ZM179 169V168H178ZM29 170V169H28ZM60 170V169H59ZM184 169H182L183 171ZM22 171V170H21ZM40 171V170H39ZM180 171L179 169V172H182ZM230 171H234V173H242L243 177L241 176L242 179L238 178V176H233L231 175V173H229ZM56 172V171H55ZM59 173V172H58ZM178 173V172H177ZM185 173V171H184ZM193 173V174H192ZM196 173V172H195ZM199 173V172H198ZM235 173V174H236ZM54 174V173H53ZM213 174H216V173H213ZM185 175V174H184ZM202 175V174H201ZM176 176V175H174ZM186 179V178H185ZM203 179L205 180L203 182ZM199 181V182H201ZM210 181V179H209ZM58 182V181H57ZM230 182H234V187H236L235 190L232 189V191L230 192L229 189H230ZM109 183V182H108ZM208 183V188L207 189H210L209 188V182H206ZM101 184V183H100ZM104 184V183H103ZM183 184V187H184V190L182 192H180L178 189H180V187L182 186ZM215 184V185H216ZM1 183H0V188H1ZM213 185V184H212ZM211 185V186H212ZM89 186V185H88ZM195 186V185H194ZM202 186V185H201ZM203 186H206L203 185ZM210 186V187H211ZM232 186V185H231ZM91 187V186H90ZM182 187V189H183ZM214 187V186H212ZM205 188V187H204ZM203 188V190H204ZM198 189V190H197ZM251 189V190H249ZM212 190V189H210ZM69 191V190H68ZM201 191V190H200ZM214 193H215V187L213 189ZM251 191V194L249 192ZM71 192V191H70ZM82 192L86 193V190H82ZM203 191H201V194H202ZM124 190L122 191V195L124 194ZM204 193H206L204 191ZM211 194V192H209ZM218 193V192H217ZM216 193V194H217ZM248 193L249 195H252V198L253 199L252 201H248V199H246L248 196ZM96 194V193H95ZM185 194L189 197V198H186L187 201L189 202H184L185 201ZM205 195V194H204ZM212 195V194H211ZM207 196V195H205ZM214 196V195H212ZM218 196V195H217ZM199 197H201L200 199H202L205 203H203V201H201L199 199ZM132 198V197H131ZM207 198V199H206ZM211 197L209 196V199ZM215 199V197H213ZM217 198V197H216ZM222 198V197H221ZM233 198V199H232ZM180 199V200H179ZM212 199V198H211ZM211 200L212 202L214 201H217L219 202V199L217 200ZM250 199V198H249ZM183 201V203H181L180 201ZM227 200V199H226ZM225 200V201H226ZM246 200L248 201L247 203L249 202H253V206L251 207V205H249L248 207L246 206ZM197 201L199 203H201L202 205L198 206L197 204ZM201 201V202H200ZM210 201V202H211ZM215 202V203H217ZM187 203V204H186ZM175 206H173V205ZM186 204V205H185ZM214 203L211 204L212 207L216 206L217 204H214ZM222 204V203H221ZM207 205V207H208ZM237 205V207H236ZM171 206L173 208H171ZM236 208H235V207ZM97 207V206H96ZM95 207V208H96ZM93 208V207H92ZM102 208V207H100ZM203 208V207H202ZM206 207H204L205 209ZM208 209V208H207ZM215 209V210H214ZM212 208V209H208L209 211L213 210V211H216L217 209V206L216 208ZM221 209V210H220ZM208 210L205 211L208 212ZM96 211V210H95ZM187 211V212H186ZM205 212V213H206ZM236 213H238V216L234 217L235 215H237ZM253 214H254V220L249 222L250 223V227L252 229L254 228L255 226V230L253 229L252 231V240L254 241V243H256L257 246H253L252 242L251 241V232L249 231V229L247 230L246 226H244V221L246 220L245 218H247V216L250 218L252 217L253 218ZM199 216V217H198ZM206 216V215H205ZM218 216V217H217ZM223 216V217H222ZM99 217V216H98ZM237 218V219H234V218ZM248 218V219H249ZM150 219V218H149ZM245 219V220H244ZM208 220V219H206ZM251 220V218H250ZM148 221V219H147ZM209 221V220H208ZM246 221V222H247ZM247 222V223H248ZM93 223V222H92ZM91 223V224H92ZM237 223H240L241 227L240 229H236V224ZM244 223V224H243ZM251 223L253 225H251ZM90 224V227L92 226ZM94 224V223H93ZM102 224V223H101ZM243 224V225H242ZM103 225V224H102ZM245 225H248V224H245ZM85 226V225H84ZM87 226V224H86ZM94 226V225H93ZM99 226V225H98ZM246 228L245 230L243 229L244 227ZM89 227V226H88ZM87 227V228H88ZM175 227V226H174ZM86 228V227H85ZM144 228V227H143ZM250 228V230H251ZM150 229V228H149ZM206 229V230H205ZM92 233L93 232V229H89ZM145 230V229H144ZM151 230V231H152ZM249 231V234L251 235L250 237L247 235L244 236V234L246 235V233L244 231ZM81 231H85V230H81ZM150 231V230H149ZM208 231V233L206 232ZM162 232V230H161ZM187 232V231H186ZM189 232L190 229H189ZM188 232V233H189ZM244 232V233H243ZM84 233H88V232H84ZM153 233V232H152ZM153 235V234H152ZM241 235V236H240ZM189 237V236H188ZM8 238V237H7ZM152 238V237H151ZM257 238V239H259ZM108 239V238H107ZM110 239H108L109 241ZM187 240H190V239H187ZM155 241V239H154ZM153 241V242H154ZM193 241V240H192ZM158 242V241H157ZM169 242V241H168ZM160 242H158L159 244ZM188 242L186 241V243L184 242L183 245L187 244ZM189 243H191L189 241ZM188 243V244H189ZM154 244V243H153ZM157 244V245H158ZM176 244V243H175ZM163 245L165 246V244L163 243ZM192 243L191 245L189 244V249H190V246L192 247ZM216 245V244H215ZM252 245V246H251ZM255 245V244H254ZM90 246V245H89ZM161 246V244H159V247ZM163 246V247H164ZM263 246V244L261 245ZM260 246V247H261ZM170 247V246H169ZM186 247V245L184 246ZM158 248V247H157ZM248 248V249H247ZM264 248V247H262ZM261 248V249H262ZM175 249V248H173ZM188 249V248H187ZM186 249V250H187ZM188 249V251H189ZM253 249L252 250V254L256 251L258 253H256V257H258L257 254H260L262 252L259 253V251H261V249L259 251L258 248L257 250H255L253 252ZM118 250V248H117ZM121 250V249H120ZM166 249H163V251H165ZM182 250H185L182 249ZM93 251V250H92ZM187 251V252H188ZM250 251V250H249ZM121 252V251H120ZM166 252V251H165ZM245 252V253H244ZM264 252V250H263ZM119 253V252H118ZM236 253V254H235ZM251 253V252H250ZM255 253L253 254V257L255 256ZM96 254V253H95ZM232 254V255H231ZM261 255V254H260ZM259 255V258L257 259H260V256ZM119 256V254H118ZM223 256V257H222ZM247 256V255H245ZM244 256V257H245ZM249 256V255H248ZM250 256H252L250 254ZM263 256H264V253H263ZM262 256V257H263ZM232 256V258H234ZM118 258V257H117ZM231 258V259H232ZM229 259V257H228ZM227 259V260H228ZM264 259V258H262ZM261 259V262L264 264V260ZM225 260V259H224ZM221 262L222 264L225 263L226 264V261ZM234 260V259H232ZM236 260V259H235ZM220 261V260H219ZM218 261V262H219ZM231 261V260H230ZM229 261V262H230ZM261 262L258 261V263L262 264ZM220 263V264H221ZM232 264H238L237 262L233 263L231 262ZM74 264V263H72ZM79 264V263H77ZM81 264H89V259L88 258H83L82 260V263Z\"/></svg>",
  "mask_w": 264,
  "mask_h": 264
},
{
  "label": "built area",
  "instance_id": "built-area-1",
  "mask_svg": "<svg viewBox=\"0 0 264 264\" xmlns=\"http://www.w3.org/2000/svg\"><path fill=\"white\" fill-rule=\"evenodd\" d=\"M91 246L93 248V251L97 255H105L110 250V242L108 241L107 237L104 235H98L95 238H91Z\"/></svg>",
  "mask_w": 264,
  "mask_h": 264
},
{
  "label": "water",
  "instance_id": "water-1",
  "mask_svg": "<svg viewBox=\"0 0 264 264\" xmlns=\"http://www.w3.org/2000/svg\"><path fill=\"white\" fill-rule=\"evenodd\" d=\"M134 209H135L134 207L128 208L124 216L126 218L132 217L134 215Z\"/></svg>",
  "mask_w": 264,
  "mask_h": 264
}]
</instances>
